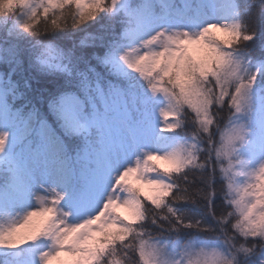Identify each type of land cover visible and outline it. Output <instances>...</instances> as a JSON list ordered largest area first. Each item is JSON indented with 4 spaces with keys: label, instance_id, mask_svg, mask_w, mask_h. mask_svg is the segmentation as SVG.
Segmentation results:
<instances>
[{
    "label": "snow or ice",
    "instance_id": "obj_1",
    "mask_svg": "<svg viewBox=\"0 0 264 264\" xmlns=\"http://www.w3.org/2000/svg\"><path fill=\"white\" fill-rule=\"evenodd\" d=\"M0 65V264H264V0H0Z\"/></svg>",
    "mask_w": 264,
    "mask_h": 264
},
{
    "label": "rangeland",
    "instance_id": "obj_2",
    "mask_svg": "<svg viewBox=\"0 0 264 264\" xmlns=\"http://www.w3.org/2000/svg\"><path fill=\"white\" fill-rule=\"evenodd\" d=\"M176 2L179 3L180 0H176ZM216 34H217L218 36H221L222 38L226 35L225 33H222V32H219V31H216ZM160 163H161L162 165L166 166L165 162L161 161ZM145 190L148 191L147 188H145ZM121 211H122L123 214L127 215V210H125V209H121ZM53 264H55V262H53Z\"/></svg>",
    "mask_w": 264,
    "mask_h": 264
},
{
    "label": "trees",
    "instance_id": "obj_3",
    "mask_svg": "<svg viewBox=\"0 0 264 264\" xmlns=\"http://www.w3.org/2000/svg\"><path fill=\"white\" fill-rule=\"evenodd\" d=\"M5 70V68H4V66L3 65H0V72H3ZM34 83V85H35V81L33 82ZM37 99H39V97H37ZM38 107H44V105H42V104H38L37 105Z\"/></svg>",
    "mask_w": 264,
    "mask_h": 264
}]
</instances>
